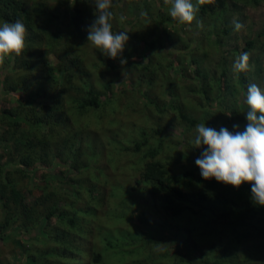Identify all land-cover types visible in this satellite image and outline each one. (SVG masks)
<instances>
[{"label":"trees","instance_id":"1","mask_svg":"<svg viewBox=\"0 0 264 264\" xmlns=\"http://www.w3.org/2000/svg\"><path fill=\"white\" fill-rule=\"evenodd\" d=\"M53 1L46 7L42 0H0V23L19 20L27 29L22 54L0 64V264H103L89 230L106 206H125V197L138 204L113 213V222L124 224L113 234L133 230L130 241L156 217L163 223L184 208L201 215L204 235L194 239L186 231L184 253L177 255L173 242L168 251L153 250L170 264H264V208L250 202L251 185L203 180L195 165L203 147L192 143L201 122L217 131L245 129L246 74L264 80V27L240 50L224 39L228 3L257 0H203L193 22L182 25L189 34L171 42L178 54L169 49L168 56L178 59L166 64L165 81L145 89L151 64H143L136 33L172 27L170 5L158 0L155 12L143 0H113L112 31L127 32L128 40L112 60L86 44L92 0ZM141 9L147 16L139 21ZM153 19L168 23L155 26ZM195 37L201 44L192 45ZM202 38L210 46L196 55ZM145 43L155 51L161 45ZM212 47L224 52L212 57ZM135 52L139 60L131 61ZM242 53L253 64L237 74L232 66ZM127 129L134 135L120 139ZM121 171L126 184L117 199L109 183Z\"/></svg>","mask_w":264,"mask_h":264},{"label":"clouds","instance_id":"2","mask_svg":"<svg viewBox=\"0 0 264 264\" xmlns=\"http://www.w3.org/2000/svg\"><path fill=\"white\" fill-rule=\"evenodd\" d=\"M92 3L94 19L87 28L86 44L105 58L116 60L124 51L128 33L112 31L113 0H92ZM202 3L203 0H197L195 4L192 0H164L165 5H170V17L178 25H190ZM142 15L146 17L147 13ZM119 19L124 21L126 17L122 14ZM243 27L238 20L234 22L236 31ZM26 34L27 29L19 20L0 23V64L9 57L22 54ZM249 59V53L240 54L232 66L234 73L247 71ZM120 63L123 65L127 61L120 59ZM245 103L247 123L243 131H229L225 127L217 131L206 127L203 122L195 125L192 143L194 148L203 147L195 165L203 180L214 179L217 183L236 189L242 184H250V202L264 208V90L255 83L249 84ZM250 264L259 262L250 261Z\"/></svg>","mask_w":264,"mask_h":264},{"label":"rangeland","instance_id":"3","mask_svg":"<svg viewBox=\"0 0 264 264\" xmlns=\"http://www.w3.org/2000/svg\"><path fill=\"white\" fill-rule=\"evenodd\" d=\"M24 1L29 4H31L32 2H38V0ZM42 2L45 3L46 7H52L54 5L53 0H42ZM144 3H146V6L149 10L155 12L158 11L161 6L158 0H143L142 6ZM232 3H235L236 7H233ZM232 3H228V9L230 11L229 13L231 14L229 16L230 18L227 19L226 23L227 28H230L231 30L228 29L230 34L225 37L224 41H229V45L226 46L227 48L240 50L246 40H259L257 34L261 31L262 27H264V0H257V3L253 6H250V4H242L240 2ZM143 13H145V10L141 9L139 21L144 18V15H142ZM237 20L244 25V27L240 31H236L234 29V22ZM139 21L137 22V24L139 23ZM153 21V24L155 26L164 25L166 24V22L168 23L167 20L157 21L156 19H153ZM169 24L172 27H148L150 34H147L148 36L140 32L136 33V41L139 42V51H142V54L145 56L143 64L146 62H149L151 64L149 67L151 72L143 76L146 77L143 79V81L145 82L144 86H142L143 89L151 87L153 85L152 82H154L155 80L158 82L160 80L165 81V77L167 75V73H165L167 66L166 64L171 59L173 60V62H176L178 59L175 57L169 58L168 56L169 49H171L173 56L178 54V52L174 50V48H177L178 46L176 47L173 45V48H171V42H180V40H182L187 34H189L187 33L185 36H183V34L188 29L187 27L178 25L176 21H172ZM138 28L141 27H136V29ZM165 30L166 32H164ZM206 35L208 36V34L202 30V37L206 38ZM198 38L200 37H195L194 41L192 42V45H197L198 43L201 44V39ZM203 38L202 47L200 45V48L202 49L196 51V55L202 50H205L206 47L210 46L207 44V41ZM148 40H152L153 42L154 40H158V43L161 45H159L157 51L149 49V47L145 43ZM224 41H221V45L223 46ZM212 49V57L214 56V53L215 55L219 56L224 52L222 51V49H216L214 47H212ZM191 50L193 51V47L191 48ZM208 50L210 51L209 48ZM259 52L260 51H257L255 53L259 54ZM193 55L195 56L194 53ZM136 56H140V54L138 52H135V55L132 58L130 57V60L133 61L134 59H136V61H138L139 59H137ZM238 57L239 55L237 54L235 60ZM249 64L250 66L248 70L251 71L253 63L249 61ZM0 69H2V66H0ZM5 70H9V66L6 65ZM246 77L248 78L249 83H255L262 90H264V80H260L261 82L257 83L259 80L251 79L252 74L250 73H247ZM239 98L240 97H238V99ZM127 131L128 133L122 134L120 136V139L125 141L130 140V138L134 134L129 133L130 130L128 129ZM126 171H121L120 173H118V175L116 177H113L111 182L109 183V187L111 186L115 190V197L117 199H121V189L125 187L126 184V181H121L122 177H126ZM124 204L125 206L123 204L119 206L118 202H114L111 204L110 207L106 206L105 211H107H104L105 213L103 215H99L100 218L102 216L101 219H99V217L96 218V225L92 224V228L89 230L91 231V240L93 242L94 250H96L101 255L103 264H158V262H162L163 264H170L168 260L165 261L163 253L153 251L157 245L159 247L162 246L161 248H166L165 250L168 251V248L171 246V242H173L174 247L176 248L177 255H181L182 253H184V248L182 246L183 244L180 241L182 235H186V231H188L190 236L194 239H201L204 235L203 222L200 219L201 215L197 217L196 213L193 211L194 209L192 211H186L184 208L181 214L176 217H164L161 220L163 221V223H161L160 220L156 217L157 222H152L149 228L146 225H142L139 229L136 230V237L134 235L133 241H130L128 237L133 234V230L131 233L122 232L120 235L113 234V232L117 231L116 227L124 229V224L122 222H118L115 219L113 222V213L118 212L126 214L128 210H131L138 203H134V201H130L128 197H125ZM208 205L209 204L207 202L202 205L205 206L202 213L208 212V210H206V207ZM148 212L149 211L145 212L147 213L146 215L148 217H151V214ZM147 239L156 242V245L153 244V242L147 244ZM211 239L213 240L212 237ZM129 250L132 251L130 252ZM169 255L170 254H166L165 256ZM6 257H8V255H6Z\"/></svg>","mask_w":264,"mask_h":264}]
</instances>
